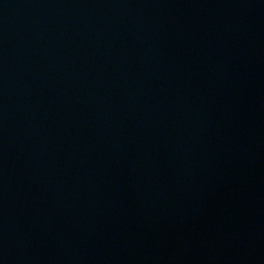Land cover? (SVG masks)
<instances>
[{
  "label": "water",
  "instance_id": "1",
  "mask_svg": "<svg viewBox=\"0 0 264 264\" xmlns=\"http://www.w3.org/2000/svg\"><path fill=\"white\" fill-rule=\"evenodd\" d=\"M0 264H264V0H0Z\"/></svg>",
  "mask_w": 264,
  "mask_h": 264
}]
</instances>
